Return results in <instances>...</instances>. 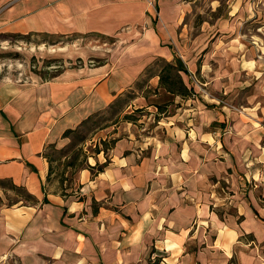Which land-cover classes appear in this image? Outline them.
I'll return each instance as SVG.
<instances>
[{
    "label": "crops",
    "instance_id": "1",
    "mask_svg": "<svg viewBox=\"0 0 264 264\" xmlns=\"http://www.w3.org/2000/svg\"><path fill=\"white\" fill-rule=\"evenodd\" d=\"M256 2L0 0L4 37L126 27L133 38L48 79L0 76V180L33 197L0 205V264H264V58L239 31L260 15ZM155 58L182 65L189 94L150 76L165 100L143 103L144 85L132 107L149 110V123L85 139L74 187L52 189L47 145H66L65 130L121 97ZM252 83L251 101L234 105ZM95 164L105 165L91 173Z\"/></svg>",
    "mask_w": 264,
    "mask_h": 264
},
{
    "label": "rangeland",
    "instance_id": "2",
    "mask_svg": "<svg viewBox=\"0 0 264 264\" xmlns=\"http://www.w3.org/2000/svg\"><path fill=\"white\" fill-rule=\"evenodd\" d=\"M221 1L224 7L226 0ZM256 1L258 0H251V2ZM203 4H201L200 1L197 2L196 8L199 6L202 7ZM254 5L255 8L257 7V11H259L260 15H257V17L254 16L253 20L242 23L239 31L247 34V39L249 36H252L253 41L255 40L262 51V58H264V15L261 14L264 12V0L256 2ZM146 6L151 7L150 9L155 17L156 10L154 1L151 5H148L146 1ZM191 17L196 20L199 15L197 13H193ZM128 30V28L122 27L119 30V35L115 34L112 36L101 34H89L86 36L78 33H70L54 37L30 35L29 37L18 39L12 36L4 37L0 35V76L3 78H10L17 82H25L30 81L31 78L48 79L59 74L65 69H78L80 66L100 63L102 60L107 59L110 54H114L115 50L119 46L123 47L125 44L133 40V38L121 36V32ZM208 46L209 45H207L206 48H208ZM204 51L205 50L202 52L204 53ZM158 67L159 66H155L153 69H157ZM147 71L148 69H146L144 74ZM149 78L150 77L148 76L143 80H140L141 78H137L130 89L123 92L121 97H118V99L112 102V106L110 104L105 109L92 113L88 121L75 127L76 134L73 133L67 136L69 141L75 143L71 149L73 150L78 148L81 144H83L84 141L82 143H79L78 141L80 137H85L87 140L90 137L97 139V137H99L98 134L100 133H104L106 135L114 133V135H116L118 134V127H120L119 134H121V131H124V128L133 133V124L138 127V124L140 123L137 120L149 123V119L152 118V116L149 115V110L139 111L132 109L133 106H138L139 100L135 99V97H137L136 92L138 93L140 86L142 87L145 85L147 87L143 91V103L154 101L161 102L165 100L161 96L162 94L154 97L152 96L155 91V87L151 83H153L154 80L150 82ZM190 79L192 80V78ZM252 87L253 83L248 86V88L246 87L244 91L235 95L231 102L234 105H236L237 102H241L242 104H247L248 101L250 102V97L254 93V91H252ZM125 109H127V111L132 109L133 111L123 114ZM107 144H112L111 137L109 138V143H106V145ZM63 150L64 149L60 150V148H55L53 146L46 148L50 157L54 158V161L52 162L53 168L48 184L56 191H60L59 179H66V177L69 176H71L70 185L71 187H74L72 178L75 176V172L78 169L77 167L84 166L82 157L83 153L79 152L75 159L74 166L76 167H65L63 164L67 158H62ZM71 151H68L69 156L75 152V150L72 153ZM63 183L67 184L68 182L64 181ZM0 185L8 188L7 192L3 191V196L0 197V205H9L19 200L23 202L26 201L21 198L23 195L20 193V190L9 189L10 186L7 180H2Z\"/></svg>",
    "mask_w": 264,
    "mask_h": 264
},
{
    "label": "trees",
    "instance_id": "3",
    "mask_svg": "<svg viewBox=\"0 0 264 264\" xmlns=\"http://www.w3.org/2000/svg\"><path fill=\"white\" fill-rule=\"evenodd\" d=\"M90 35H97V34H90ZM87 36V35H86ZM155 66H159L157 69H153ZM146 69H148V71L144 74V72L146 71ZM179 72H185V69L182 67V65L180 63H176V62H167L161 58H155L152 62H150L147 66H145L144 70H143V73L141 75V77L139 76V78H141L140 80H143L145 77H150V76H153V75H157L158 77V86L159 87H162L164 88L165 91L167 92H175V91H178L180 94H189V91L186 89V87L184 86V84L182 83V80H181V77L179 75ZM144 76V78H143ZM143 78V79H142ZM168 97V95H167ZM117 98H115L113 101H115ZM111 101L109 103V105L111 104L112 106V102ZM118 101V100H117ZM108 105V106H109ZM107 106V107H108ZM122 110V109H120ZM90 119V115L87 116L83 121H81V123L78 125L80 126L82 123L88 121ZM76 134V128L74 129H67L63 132V136H68L69 134ZM85 140V137H80L79 138V143H82L83 141ZM75 143H72V141H69L66 145L60 147V150L64 149L62 151V156H64V158L66 159L67 157V160L64 162V166L65 167H76L74 166L75 165V159L77 157V154L79 152H81V148L78 147V148H75V149H71L73 148L72 146H74ZM50 146H53V144H49L47 145V147H50ZM46 147V148H47ZM56 148V147H55ZM71 151V153L75 150V152L69 156V153L68 151ZM44 156L45 158L47 159V162H48V169H47V174H46V182L49 183L50 181V174L52 172V168H53V165H52V162L54 161V158L50 157L49 153H47L46 149L44 151ZM83 157V160H84V155H82ZM105 164H95V166H92V167H89V170L91 171L92 173V170L93 169H96V170H100L102 169V167H104ZM81 166L77 167L78 169L80 168ZM76 170V169H75ZM2 180H0L1 182ZM66 181L68 182L67 184H64L63 182ZM70 182H71V176L69 177H66L65 178H62V179H59V186H60V193L61 194H64L65 190H68L71 185H70ZM9 183V189H13V190H20V193L23 195L21 196V198H23L24 200L26 201H32L33 200V197L27 193L23 187L21 186H16V185H13L12 183ZM64 184V185H62ZM69 184V185H68ZM62 185V187H61ZM0 187L4 188V189H8L7 187H4L2 185H0Z\"/></svg>",
    "mask_w": 264,
    "mask_h": 264
},
{
    "label": "built area",
    "instance_id": "4",
    "mask_svg": "<svg viewBox=\"0 0 264 264\" xmlns=\"http://www.w3.org/2000/svg\"><path fill=\"white\" fill-rule=\"evenodd\" d=\"M148 5H151L152 1H147ZM191 77V76H190Z\"/></svg>",
    "mask_w": 264,
    "mask_h": 264
}]
</instances>
